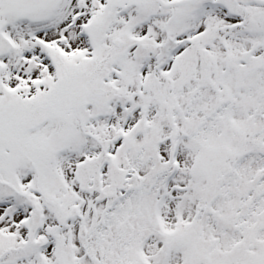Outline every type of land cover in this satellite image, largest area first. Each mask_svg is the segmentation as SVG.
<instances>
[{
	"label": "snow or ice",
	"instance_id": "obj_1",
	"mask_svg": "<svg viewBox=\"0 0 264 264\" xmlns=\"http://www.w3.org/2000/svg\"><path fill=\"white\" fill-rule=\"evenodd\" d=\"M0 264H264V0H0Z\"/></svg>",
	"mask_w": 264,
	"mask_h": 264
}]
</instances>
